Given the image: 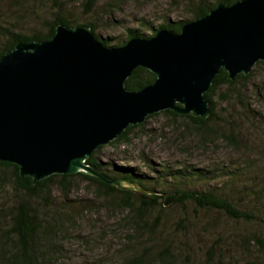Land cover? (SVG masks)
I'll use <instances>...</instances> for the list:
<instances>
[{"label": "trees", "instance_id": "obj_1", "mask_svg": "<svg viewBox=\"0 0 264 264\" xmlns=\"http://www.w3.org/2000/svg\"><path fill=\"white\" fill-rule=\"evenodd\" d=\"M125 1L127 0H0V5L4 6L0 7V59L20 43L50 41L60 25L87 27L103 45L122 47L134 39L150 40L161 31L180 33L185 24L208 15L219 4L231 6L240 0H170L176 4L177 9L182 7V11L190 18L174 22L163 20L157 27L144 19L135 28H125L121 38L99 36L97 32L101 28L112 26L110 21L99 18L101 13L118 12ZM5 18L15 25L12 27L9 21L3 24L2 19ZM261 64L263 62L256 65ZM250 74L238 75L231 80L226 71L220 72L205 94L210 108V115L206 119L179 115L173 111L161 114L173 119L188 120L200 131H205L209 123L218 122L219 126L231 131L221 129L215 133L222 132L221 139L238 149V136L233 129L236 119L247 120L255 129L264 124L262 116L252 114L246 103ZM155 80L153 73L139 67L127 80L126 88L138 92L152 85ZM223 104L226 106V113L221 114L219 111L222 107L219 105ZM234 106L241 107V115L233 113ZM157 115L149 116L146 121ZM143 124L130 126L121 137L109 144L110 147L129 143L132 131ZM104 147H99L86 164L109 181L121 180L123 183L119 186L110 185L85 173L53 175L34 183L31 177L20 175L18 166L0 161V264H65V259H75L67 257L66 245L69 241L74 239L78 243H94L95 239L77 232L76 227L78 218L84 211H92L99 205L69 199L78 181L87 183L93 189L96 200L106 209L128 212V218L124 222L131 228V233L122 244L128 250V256L125 259L119 254L123 260L120 264H176L177 250L170 237L178 235L189 239L191 233L198 229L199 223L196 217L188 214L178 216L173 221L164 219L162 215L178 208H183L186 212L187 205L193 206L194 215L197 212H217L229 220L251 226L252 233L249 237H244L246 244L251 245L246 250L254 249L260 254L244 264H261V259L258 258L264 257V217L261 210L264 208V191L259 187L253 188L260 184L254 182L261 177L259 174L250 176L244 170L239 173L238 169L224 171L221 168V175L217 176H226L227 179L220 188L212 185L215 173L207 169L171 168L165 165L155 169L151 166L150 170L157 176L150 177L134 167L117 166L112 162L102 163L97 154ZM132 186L139 187L143 192L132 190ZM239 186L246 190L245 196L249 199L247 203L251 204L248 210H238L234 206L231 190L235 189L237 193ZM169 225L176 229L173 233L165 234L162 230L164 233L161 234L157 231L162 227L169 229ZM104 235V231H101L96 243L104 242ZM214 250L213 245L208 249L209 257L204 264H216L212 258ZM102 261L103 259H98V262ZM92 264L98 263L93 261ZM217 264L223 263L220 261Z\"/></svg>", "mask_w": 264, "mask_h": 264}, {"label": "water", "instance_id": "obj_2", "mask_svg": "<svg viewBox=\"0 0 264 264\" xmlns=\"http://www.w3.org/2000/svg\"><path fill=\"white\" fill-rule=\"evenodd\" d=\"M264 62V0L219 4L185 24L107 47L87 27H57L50 41L20 43L0 59V161L34 183L85 173L86 164L130 127L164 111L206 119L205 94L222 70L231 80ZM156 76L126 88L137 68Z\"/></svg>", "mask_w": 264, "mask_h": 264}, {"label": "rangeland", "instance_id": "obj_3", "mask_svg": "<svg viewBox=\"0 0 264 264\" xmlns=\"http://www.w3.org/2000/svg\"><path fill=\"white\" fill-rule=\"evenodd\" d=\"M0 7L4 6L1 4ZM99 18L110 21L112 26L101 28L97 34L103 38L117 39V37H123L125 28H135L137 23L144 19L157 27L163 20L174 22L189 19L190 16L182 11V7L177 9L176 4L170 0H127L118 12L101 13ZM31 19L34 20L33 17ZM7 21H9L8 18L2 19L3 24L10 22L12 27L15 25L11 20ZM21 24L23 26V23ZM19 26L21 27L20 24ZM250 75L251 81L246 89L248 98L246 103L252 114L256 117L262 116L264 120V62L256 65ZM219 107H222L219 113H226L224 104ZM234 107L233 113L241 115V107ZM235 122L233 129L238 136L240 146L238 149L221 139L222 132L215 133L221 129L231 131L229 128L219 126L218 122L209 123L205 131H200L188 120L173 119L160 113L146 121L142 127L132 131L129 143H122L115 147L107 145L97 154V158L102 163L112 162L117 166L137 168L140 173L150 177L157 176L150 170L151 166L155 169H159L162 165L171 168L207 169L214 171L212 185L219 188L227 179L226 176H217L221 173V168H224V171L238 169L239 173H243L244 170L250 176L255 174L261 176L254 181L256 184L259 182V186L253 188L259 187L264 191V124L255 129L247 120L236 119ZM121 183L123 182L119 180V184ZM131 189L143 192L137 186H132ZM236 190L237 193L235 189L231 190L234 206L238 210H248L251 204L247 203L249 199L245 196L246 190L241 186ZM95 196L93 189L87 183L79 181L69 196L70 200L95 203L99 206L92 211H84L85 213L78 218L76 227L77 232L91 237L92 240L95 239L94 243H78L74 239L69 241L66 245L67 257L75 259H65V264H92L93 261L98 264H120L123 260L119 256L122 255L125 259L128 256V250L122 246L131 230L124 222V219L128 218V212L108 210L99 200H96ZM186 208V212L183 208H178L162 215L164 219L173 221L178 216L188 214L196 217L199 223L198 229L191 233L189 239L178 235L170 237L174 249L177 250L176 264H204L209 257L208 249L212 245L215 249L212 258L216 264L220 261L223 264H244L248 259H254L260 254L254 249L246 250L251 245L246 244L244 237H249L252 233L251 226L229 220L217 212H197L194 215L192 205H187ZM261 210L264 217V208ZM164 227L157 231L166 234L176 230L172 225L169 229ZM101 231L105 234L104 242L96 243ZM122 252L124 254H121ZM98 259L103 261L98 262ZM258 259H261L260 263L264 264V257Z\"/></svg>", "mask_w": 264, "mask_h": 264}]
</instances>
